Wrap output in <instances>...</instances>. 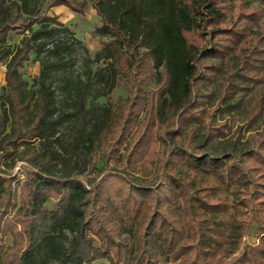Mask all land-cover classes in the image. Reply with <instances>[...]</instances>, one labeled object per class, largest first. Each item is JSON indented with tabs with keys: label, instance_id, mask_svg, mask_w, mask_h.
Here are the masks:
<instances>
[{
	"label": "trees",
	"instance_id": "trees-1",
	"mask_svg": "<svg viewBox=\"0 0 264 264\" xmlns=\"http://www.w3.org/2000/svg\"><path fill=\"white\" fill-rule=\"evenodd\" d=\"M90 1L79 73L46 10L86 0H0V262L264 264V0Z\"/></svg>",
	"mask_w": 264,
	"mask_h": 264
},
{
	"label": "rangeland",
	"instance_id": "rangeland-1",
	"mask_svg": "<svg viewBox=\"0 0 264 264\" xmlns=\"http://www.w3.org/2000/svg\"><path fill=\"white\" fill-rule=\"evenodd\" d=\"M50 0H47L49 2ZM87 5L85 7V13L84 14H78L75 12H72L66 5H59L50 7V9L46 10L47 13L56 15L58 17V20L71 28L74 38V43H77L75 46L76 53L72 54L73 59L71 63H75L73 66V69L78 71L79 73L84 71V58H86V55L92 56L100 50L103 47V42L107 40L105 37H99L95 34V29L101 25V18L93 10L91 6V1L86 0ZM46 9V5L43 7V10ZM22 38V35L20 33L11 32L8 37V43H10L12 46L19 45V42ZM69 41H73L72 37ZM87 50V53L85 52ZM33 59L26 63V65L21 69V72L24 74L26 79L29 83L33 82V79L37 74L39 73L40 69V63L39 61L35 60L34 55H32ZM91 57V58H92ZM92 70L95 71L96 67L99 65L98 63H91ZM5 66L2 65L0 67V94L2 92V87L5 85ZM83 78H87L86 74H81ZM80 75V76H81ZM77 76V75H76ZM59 83V82H57ZM55 83V84H57ZM91 85L93 89L96 90L98 88L99 84L95 81V79H92ZM59 94H61V91H58ZM113 97L116 99L118 97H125L126 96V89L124 87V84L121 82L119 83V86L113 91L112 93ZM61 96V95H60ZM106 102L105 97H98L97 99H94L92 96L88 98V107H95L97 105H102ZM0 114H1V102H0ZM78 125L77 122H68L64 127L62 128L63 132L67 134V136H70L75 131L74 128ZM128 146L124 145L121 149L120 154L118 155V159L122 160L123 156L125 155L127 151ZM102 163L99 164L101 166ZM2 166V165H0ZM25 168L23 164H18V166L13 170V172H18L20 169ZM12 172V171H11ZM56 202L54 200H50L47 202V207L50 209H53L56 206ZM257 228L252 226L250 232L247 234V236L244 238L249 242L257 243ZM13 239L12 236L9 234L4 238V245H12ZM2 264V262H0ZM171 264H176L172 262Z\"/></svg>",
	"mask_w": 264,
	"mask_h": 264
}]
</instances>
